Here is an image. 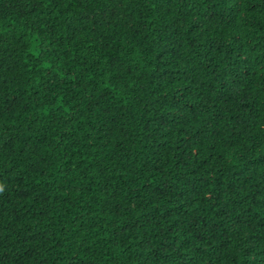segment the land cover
<instances>
[{
  "label": "trees",
  "instance_id": "trees-1",
  "mask_svg": "<svg viewBox=\"0 0 264 264\" xmlns=\"http://www.w3.org/2000/svg\"><path fill=\"white\" fill-rule=\"evenodd\" d=\"M0 264H264V0H0Z\"/></svg>",
  "mask_w": 264,
  "mask_h": 264
},
{
  "label": "clouds",
  "instance_id": "clouds-1",
  "mask_svg": "<svg viewBox=\"0 0 264 264\" xmlns=\"http://www.w3.org/2000/svg\"><path fill=\"white\" fill-rule=\"evenodd\" d=\"M0 190H2V189H0Z\"/></svg>",
  "mask_w": 264,
  "mask_h": 264
}]
</instances>
